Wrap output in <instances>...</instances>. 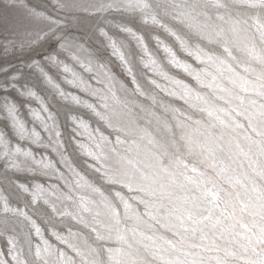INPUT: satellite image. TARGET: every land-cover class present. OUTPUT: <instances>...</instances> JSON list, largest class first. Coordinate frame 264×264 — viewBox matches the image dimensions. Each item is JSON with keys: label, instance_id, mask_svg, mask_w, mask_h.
<instances>
[{"label": "snow or ice", "instance_id": "obj_1", "mask_svg": "<svg viewBox=\"0 0 264 264\" xmlns=\"http://www.w3.org/2000/svg\"><path fill=\"white\" fill-rule=\"evenodd\" d=\"M0 264H264V0H0Z\"/></svg>", "mask_w": 264, "mask_h": 264}, {"label": "rangeland", "instance_id": "obj_2", "mask_svg": "<svg viewBox=\"0 0 264 264\" xmlns=\"http://www.w3.org/2000/svg\"><path fill=\"white\" fill-rule=\"evenodd\" d=\"M113 70L116 71L117 73H119L120 69L118 67V62L113 60Z\"/></svg>", "mask_w": 264, "mask_h": 264}]
</instances>
